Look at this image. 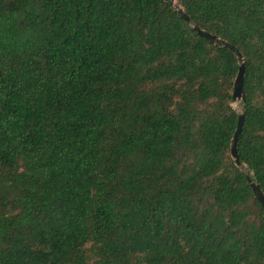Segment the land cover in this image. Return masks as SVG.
Masks as SVG:
<instances>
[{
    "label": "trees",
    "instance_id": "trees-1",
    "mask_svg": "<svg viewBox=\"0 0 264 264\" xmlns=\"http://www.w3.org/2000/svg\"><path fill=\"white\" fill-rule=\"evenodd\" d=\"M175 1L264 193V0ZM238 71L165 0H0V264H264Z\"/></svg>",
    "mask_w": 264,
    "mask_h": 264
},
{
    "label": "water",
    "instance_id": "water-1",
    "mask_svg": "<svg viewBox=\"0 0 264 264\" xmlns=\"http://www.w3.org/2000/svg\"><path fill=\"white\" fill-rule=\"evenodd\" d=\"M165 1H167L175 9V11L182 17L184 21H186L189 25L192 26L193 31L195 33L204 37L206 40L210 41L211 43H213L214 45L218 47L228 48L230 51H232L235 54L239 62V71H238L237 77L234 82L233 100L235 102H242L245 99L244 76H245V70H246L243 54L240 53L239 50L235 46H233L231 43L226 42L225 40L221 39L217 35L211 34L201 29L198 25L194 24L191 18L189 17V15L175 0H165ZM244 121H245V115L242 109H240L238 111L237 128H236V131L231 141V155L236 165L245 174L246 179L252 188L255 198L260 202L262 206H264V193L262 192L260 185L257 184L253 180L252 173L249 172L247 166L241 161V158L238 154L237 146H238L239 136L243 129Z\"/></svg>",
    "mask_w": 264,
    "mask_h": 264
},
{
    "label": "rangeland",
    "instance_id": "rangeland-1",
    "mask_svg": "<svg viewBox=\"0 0 264 264\" xmlns=\"http://www.w3.org/2000/svg\"><path fill=\"white\" fill-rule=\"evenodd\" d=\"M233 107H234L237 111H239V110L241 109V102H235V103L233 104Z\"/></svg>",
    "mask_w": 264,
    "mask_h": 264
}]
</instances>
